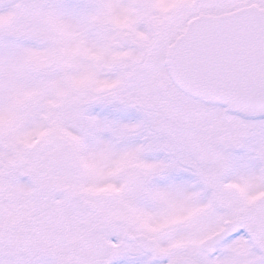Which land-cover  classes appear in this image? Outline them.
<instances>
[{
	"label": "snow or ice",
	"instance_id": "1",
	"mask_svg": "<svg viewBox=\"0 0 264 264\" xmlns=\"http://www.w3.org/2000/svg\"><path fill=\"white\" fill-rule=\"evenodd\" d=\"M0 264H264V0H0Z\"/></svg>",
	"mask_w": 264,
	"mask_h": 264
}]
</instances>
